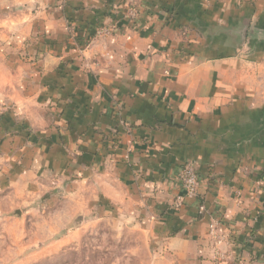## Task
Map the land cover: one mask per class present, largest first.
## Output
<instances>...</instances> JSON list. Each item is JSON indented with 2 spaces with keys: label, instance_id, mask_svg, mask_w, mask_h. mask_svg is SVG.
Wrapping results in <instances>:
<instances>
[{
  "label": "crops",
  "instance_id": "obj_1",
  "mask_svg": "<svg viewBox=\"0 0 264 264\" xmlns=\"http://www.w3.org/2000/svg\"><path fill=\"white\" fill-rule=\"evenodd\" d=\"M240 1L0 0L4 178L86 187L85 210L133 219L156 264H264V45L226 51L215 31L264 29V0ZM190 160L197 195L173 210Z\"/></svg>",
  "mask_w": 264,
  "mask_h": 264
},
{
  "label": "rangeland",
  "instance_id": "obj_2",
  "mask_svg": "<svg viewBox=\"0 0 264 264\" xmlns=\"http://www.w3.org/2000/svg\"><path fill=\"white\" fill-rule=\"evenodd\" d=\"M255 1L245 3L254 5ZM3 15L0 14V19ZM194 22L189 25L195 33L203 38L211 36L210 24L198 25L196 18ZM6 29L5 25L0 26L1 55L10 35ZM215 31L226 51L245 48L244 26ZM204 47L206 51L211 48L205 42ZM1 167L0 164V264H156L158 252L154 254L148 235L134 225L133 219L85 210L86 187L71 188L81 202L80 208L74 209L76 203L68 186L52 184L54 179L50 176L41 178L45 182L42 185L21 184L20 180L16 183L15 177L10 183ZM185 167L193 169L198 192L195 161H186L177 176L180 193L172 202L173 210H177L178 199L184 195L180 178ZM61 188L66 189L65 196L61 195Z\"/></svg>",
  "mask_w": 264,
  "mask_h": 264
},
{
  "label": "built area",
  "instance_id": "obj_3",
  "mask_svg": "<svg viewBox=\"0 0 264 264\" xmlns=\"http://www.w3.org/2000/svg\"><path fill=\"white\" fill-rule=\"evenodd\" d=\"M109 31L107 30H100L97 32V34L99 36H104L106 34H108ZM180 183L182 185V190L184 192V195L181 196V198L178 199V203L175 206L177 209H179L180 207H182L184 201L186 199H192L195 197L196 192H197V178L195 176V173L193 171V169L189 168V167H185V169L182 171V175L180 178ZM200 210H203V207L200 208ZM216 229V224L212 223L209 225L208 230H209V234L210 235H214L215 230Z\"/></svg>",
  "mask_w": 264,
  "mask_h": 264
},
{
  "label": "water",
  "instance_id": "obj_4",
  "mask_svg": "<svg viewBox=\"0 0 264 264\" xmlns=\"http://www.w3.org/2000/svg\"><path fill=\"white\" fill-rule=\"evenodd\" d=\"M244 31L243 40H250L249 45H251V47L256 48L264 45V29H260L256 26H250L248 29V27L244 26Z\"/></svg>",
  "mask_w": 264,
  "mask_h": 264
}]
</instances>
